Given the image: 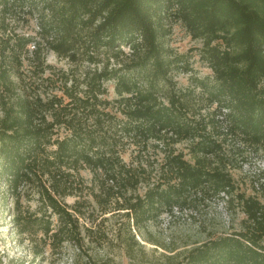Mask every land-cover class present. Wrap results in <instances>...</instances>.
Here are the masks:
<instances>
[{
  "label": "trees",
  "instance_id": "obj_1",
  "mask_svg": "<svg viewBox=\"0 0 264 264\" xmlns=\"http://www.w3.org/2000/svg\"><path fill=\"white\" fill-rule=\"evenodd\" d=\"M176 23L211 73L170 43ZM260 152L264 0H0L1 195L34 257L73 243L106 264L89 251L115 239L133 257L164 212L226 197L238 228L176 264H264V194L232 174Z\"/></svg>",
  "mask_w": 264,
  "mask_h": 264
},
{
  "label": "rangeland",
  "instance_id": "obj_2",
  "mask_svg": "<svg viewBox=\"0 0 264 264\" xmlns=\"http://www.w3.org/2000/svg\"><path fill=\"white\" fill-rule=\"evenodd\" d=\"M30 33L37 30L36 19H32L25 29ZM170 43L180 52H189L192 66L200 76L211 73V69L200 59L195 47L201 46V40L195 39L180 24L174 25L170 36ZM48 61L59 66H67L66 59L59 58L53 52L47 54ZM189 73L179 72L176 78L185 84ZM110 96L114 95L113 84L108 83ZM129 159V152L124 153ZM264 153L250 154L242 167L232 170V174L241 190L246 193L258 192L264 194L260 183L264 182ZM0 185V264H90L88 256L80 251L75 244L67 243L59 254H47V258L40 260L34 257L25 242L20 244L16 234L12 231L10 215L4 207L2 188ZM68 197V202H73ZM241 210L230 207L227 198L214 197L196 205L184 208L174 207L172 212H164L157 221L148 223L146 230L137 234L143 247L135 251L133 257L129 256L124 247L113 240L105 242L102 246H93L89 251L94 259L106 264H141L143 262L176 264L179 259L191 249L207 242L211 237L224 234L238 228L243 217Z\"/></svg>",
  "mask_w": 264,
  "mask_h": 264
}]
</instances>
